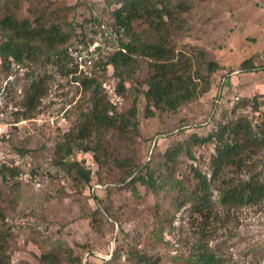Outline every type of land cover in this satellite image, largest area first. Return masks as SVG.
Masks as SVG:
<instances>
[{"label": "trees", "instance_id": "obj_1", "mask_svg": "<svg viewBox=\"0 0 264 264\" xmlns=\"http://www.w3.org/2000/svg\"><path fill=\"white\" fill-rule=\"evenodd\" d=\"M111 5L115 8L111 9ZM189 7L186 0H106L101 10L107 12L115 24L125 27V50L112 52L100 70L83 75L72 73L69 65L70 46L77 34L73 20L76 4L65 0H2L1 79L21 67L29 69L24 103L31 108L44 94L45 81L53 72L62 76L71 74L70 80L77 81L86 94L63 112L66 122L72 120V125L62 142L56 145L52 159L72 176L71 189L77 198L81 188L91 187L93 181L100 185L112 182L103 189L106 198H101L93 189L91 197L95 208L79 199L83 203L79 208L80 217L89 219L92 227L100 229L101 218H106L104 211L111 213L112 201L108 193L117 190L120 187L117 184L122 183L133 203V216L147 229L143 234L135 227L132 242L118 244L110 258H101L102 264H120L123 252L136 264H158L161 255L157 248L163 243V232L171 225L176 209L189 202L200 216L209 217L213 205L211 180L193 164L185 166L182 172L179 159L182 155L194 160L199 146H213L214 153L205 163L211 169V179L218 181L215 188L222 205H244L264 197V182L260 179L226 176L230 168L235 172L242 169L252 157L255 146L264 145V109L258 122H252L248 116L251 111H259L264 102L262 93L227 96L219 116L213 113L214 124L208 133L190 132L174 138L163 152L155 146L144 161L139 160L137 153L124 150L140 135V112L144 117L177 113L211 89L212 77L222 67L215 60H207L202 73L196 70L187 53L174 48L173 37L184 29L182 14ZM137 21L144 23L151 36L143 29L134 28ZM261 58L260 65L246 58L239 67L264 71V55ZM107 76L117 79L115 90L118 94L129 96V105L121 111L113 108L103 91L102 83ZM222 88L223 82H219L218 101L226 94ZM58 121L55 120V127L61 126ZM75 151L90 152L97 169L93 171L85 166L84 158H70ZM17 175L16 166L0 164V264H11L9 240L12 232L4 218L17 208ZM53 191L57 199L69 195L62 186ZM37 244L40 250L34 264H82L83 252L75 254L66 243L43 240ZM188 260L196 264H217L214 253L200 245Z\"/></svg>", "mask_w": 264, "mask_h": 264}, {"label": "rangeland", "instance_id": "obj_2", "mask_svg": "<svg viewBox=\"0 0 264 264\" xmlns=\"http://www.w3.org/2000/svg\"><path fill=\"white\" fill-rule=\"evenodd\" d=\"M65 1L76 4L74 21L94 15H109L101 10L106 0ZM186 1L190 7L182 14L184 29L173 37L174 48L187 53L196 70L202 73L206 70L204 63L207 60H215L222 67L212 77L211 89L177 113H161L153 117L139 113L140 135L124 150L137 153L141 161L149 158L155 146L163 152L174 138L190 132L208 133L214 124L211 120L213 113L219 116L227 96L264 94V71L239 67L246 58L252 59L255 65L263 62L264 0ZM110 8H115V5ZM3 11L0 0V13ZM133 25L136 30L143 29L151 36L144 23L137 21ZM28 70L21 67L4 79L0 77V164L16 166L18 171L15 177L19 196L17 208L4 218L12 232L9 240L11 264H34L40 250L37 243L43 240L49 243L59 240L70 246L75 254L83 252L82 264H102L101 258H110L118 244L132 242L135 227L143 234L147 229L138 217L133 216V203L122 183L117 184L120 186L117 190L112 189L108 193L112 201L111 213L104 211L106 218H101L100 229L92 227L89 219L80 217L79 208L83 203L79 199L86 201L88 207L95 208L91 197L93 189L101 198H106L103 189L112 182L100 185L93 181L91 187L81 188L77 198L71 189L72 176L52 162L55 147L62 142L72 120L59 119L61 126L55 127L50 117L58 111L64 112L86 94L81 86L71 82L70 76L53 72L45 81L44 94L31 108L24 103L30 80L26 75ZM116 82L114 76H107L102 88L113 108L121 111L129 105L130 99L116 92ZM219 82H223L222 89L226 94L218 101ZM263 109L264 102L259 111L248 113L252 122L260 120ZM253 152L241 170L235 172L230 168L226 170V176L234 179L254 176L264 182V145L255 146ZM213 153L212 145L199 146L194 160L182 155L179 157L182 172L185 166L193 164L211 180L212 211L205 219L192 209L189 202L176 209L171 225L163 232V243L157 248L161 255L158 264H196L189 262L188 258L199 245L214 253L217 264H264V197L244 205H222L215 188L218 181L211 179V169L205 163ZM70 158H84L85 166L93 171L97 169L90 152L75 151ZM58 186L64 187L69 195L57 199L53 189ZM119 262L136 264L124 252Z\"/></svg>", "mask_w": 264, "mask_h": 264}, {"label": "built area", "instance_id": "obj_3", "mask_svg": "<svg viewBox=\"0 0 264 264\" xmlns=\"http://www.w3.org/2000/svg\"><path fill=\"white\" fill-rule=\"evenodd\" d=\"M76 38L70 46V66L74 74L89 75L93 70H100L106 57L112 52L124 51L125 27L115 24L107 16H89L87 19L74 21ZM71 77V74H69ZM79 84L77 81H71ZM56 119L65 121L63 112L50 117L53 124Z\"/></svg>", "mask_w": 264, "mask_h": 264}, {"label": "crops", "instance_id": "obj_4", "mask_svg": "<svg viewBox=\"0 0 264 264\" xmlns=\"http://www.w3.org/2000/svg\"><path fill=\"white\" fill-rule=\"evenodd\" d=\"M70 3V2H69Z\"/></svg>", "mask_w": 264, "mask_h": 264}]
</instances>
